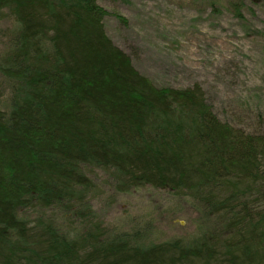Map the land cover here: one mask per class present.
Returning a JSON list of instances; mask_svg holds the SVG:
<instances>
[{"label": "trees", "instance_id": "1", "mask_svg": "<svg viewBox=\"0 0 264 264\" xmlns=\"http://www.w3.org/2000/svg\"><path fill=\"white\" fill-rule=\"evenodd\" d=\"M99 0H0V264H264V132L224 122L199 85L160 88L107 36ZM242 17L244 0L233 1ZM115 194L186 198L189 240L110 234Z\"/></svg>", "mask_w": 264, "mask_h": 264}, {"label": "rangeland", "instance_id": "2", "mask_svg": "<svg viewBox=\"0 0 264 264\" xmlns=\"http://www.w3.org/2000/svg\"><path fill=\"white\" fill-rule=\"evenodd\" d=\"M99 0L107 36L160 88L204 90L224 122L264 132V0ZM13 22L0 21V57ZM0 82L2 79L0 77ZM100 191L93 209L110 234L143 243L194 238L210 222L186 198L143 187L115 194L90 169Z\"/></svg>", "mask_w": 264, "mask_h": 264}]
</instances>
